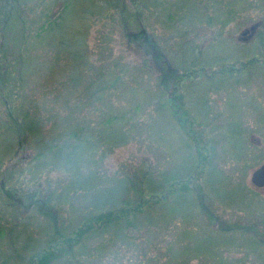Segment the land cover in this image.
<instances>
[{"label":"rangeland","instance_id":"rangeland-1","mask_svg":"<svg viewBox=\"0 0 264 264\" xmlns=\"http://www.w3.org/2000/svg\"><path fill=\"white\" fill-rule=\"evenodd\" d=\"M16 2L0 0V59L19 44V16L62 19L23 42L21 67L0 60L10 78L0 86V264H28L53 229L72 236L110 207L100 203L125 177L129 204L112 210L129 207L121 222L134 223L84 234L75 256L50 264H264V187L250 181L264 162V0H124L123 14L107 0H70L64 10L62 0ZM34 2L33 16L23 7ZM60 38L79 58L53 49ZM18 108L36 121L38 141L35 131H7L23 117ZM78 145L87 150L71 163ZM188 154L191 176L176 185L183 201L150 204L149 185Z\"/></svg>","mask_w":264,"mask_h":264},{"label":"trees","instance_id":"trees-1","mask_svg":"<svg viewBox=\"0 0 264 264\" xmlns=\"http://www.w3.org/2000/svg\"><path fill=\"white\" fill-rule=\"evenodd\" d=\"M16 1L17 2L15 3V6H19V7L23 6V2H21L22 0H16ZM108 1L111 3H115L120 8V10L122 11L121 14L124 13V8L122 6V3L124 2V0H107V2ZM68 2H70V0H62V10H64L68 6ZM36 6H37V4L34 2L33 5H30L28 7H23V8L26 12L32 13L34 16L37 13ZM34 17H35V19H34V21H32V23L27 22L26 21L27 19L25 17H22V16H19L15 20L17 23L18 31H20L19 44L16 46L14 45L12 47L7 46V49L8 48H11V49L7 50V53L5 54V56H3L2 59H0L3 62V64L5 65V67H10L12 65L14 66L15 65L14 63H18V65L20 67L24 64L23 42L26 39L34 36V34L42 35V34L50 33L54 29L59 28L61 25V23H60V20L62 19L61 12L57 16L54 15L52 17H45V18L43 17L44 19L41 18V14H39V15L37 14V16H34ZM9 20L13 21L12 18H9ZM7 21H8V16L6 15L3 18L2 23H7ZM126 26L127 25H124V28H126ZM142 33H144L143 30H142ZM26 34H28V35H26ZM133 35L134 34H132L130 36V34H129L130 37H132ZM40 38H42V37H40ZM144 38L146 39L145 34H144ZM6 39H10V38H8V36H7V38H5L4 40H6ZM259 40L261 41V43L264 44V34H261V37L259 38ZM56 46L57 47H53V49L61 48L63 51H65L66 54L71 55L73 58H79L78 53L80 50H78V46L71 48L70 46H74V45L66 44L62 38L59 39ZM29 55H31V53ZM232 69L233 68H230L229 70L232 71ZM19 79H22L21 74H20ZM9 81H10V78L8 76V72L0 73V86L6 85V83H8ZM175 104L177 106V109L175 110V113L177 114V116L179 113L180 114L184 113L183 107H181L180 103H178V100L176 101ZM18 112H21L23 114V117L18 118L16 121L7 122V124H8L7 125V131H9L10 133H13L15 135H20L23 133L25 135V137L28 135L29 131H35V132H37V136L35 137V139L38 141V138L40 137V132L36 130V127H37L36 121L32 118L29 119L27 117V112H25L23 109L18 108ZM173 114H174V112H173ZM108 118H110V117H108ZM111 118L114 119L113 116H111ZM112 137H113V135H112ZM52 142L54 143L56 141H52ZM45 145L46 146L42 147L45 151L46 150L49 151V150L53 149L52 148L53 145H48V144H45ZM86 147L87 146L78 145V146H76L75 150H73V149L69 150V154H71L70 159H72L71 163L77 162L79 158L84 156L83 152L87 150ZM44 150H39L38 152L40 154H42ZM64 150L65 149H61L60 151H64ZM195 150H196V153H198V155H199L198 147H195ZM188 153H190V152L188 151ZM189 159H190V154L187 155L186 162L183 164V166H181L178 171L176 170L177 172L173 171V172L169 173V175L164 176L163 182L160 185L158 182H153L149 185V187H151V190H149V192H148L149 197L151 199L150 204H161L163 202L167 203L169 196H173V195H174L173 196L174 199H172V201L175 203L176 202L179 203L178 201L180 199H182L183 197L181 196L182 193L177 192V186L176 185L178 182H184L190 178L191 170L193 169V166H191V167L189 166L190 165ZM131 181L132 180L129 177H125V179L123 178V179L119 180L118 185H114L113 187H111V188L115 189L113 197L110 199L106 198L103 203H100L101 206L108 204L110 207H108L105 211L99 212L95 215L86 216L87 218L86 219L84 218L82 223L75 228L72 236H70V237L64 236L63 233L60 232L57 228L53 229V232L56 236L52 235L50 238H48L46 240V242H47L46 248H44L42 251H39L38 255H36V256L32 255L28 259V261H29L28 264H50L51 261L57 260L60 257V255H62V254L64 256L69 254L70 257L75 256V254H70V253H73V251H74L73 248L76 246V243L79 242L78 245L80 246V243H81L80 238L85 236L84 234H88L91 237H94L97 234H104V233H106L107 230H110V229H112L113 230L112 232H114L115 234H118L120 231L124 232L125 228L128 229L129 228L128 226L130 224L132 225L134 223L133 222L134 219L132 221L130 218H128L127 220H125L126 224H124L121 222V218H123V216H125L123 214L127 210H129V207L126 206L125 208H118L117 211L112 210V208L119 203L129 204V201L127 200V198H125L122 195L124 193L128 192L129 184H131ZM170 188H171V192H170V190H168ZM91 189H93V187ZM94 189H95L94 191H96V187ZM160 189L162 191H160ZM183 189L186 190L188 188L185 187ZM116 190L120 191V192H117ZM134 192L137 195H142L141 194L142 190L134 189ZM198 192H199V195L197 196L198 202H199L198 205L203 207V203L201 202L202 201L201 186H198L196 188V193H194L195 198H196V195ZM160 194H162V195H160ZM95 195H96V193H95ZM96 198L98 199L97 196H96ZM182 201H183V199H182ZM45 202L49 203L48 200L44 199L43 204H45ZM108 202H110V203H108ZM50 207H51L50 205L46 204V206L44 208L47 209V212L44 213V215L47 218V222H49L50 224L54 223V227H55L56 217L53 215L52 208L50 210ZM96 207H98V206H96ZM141 207H142V203H140L136 206H133L132 209L135 212V210H137ZM39 209L41 210V208H39ZM142 211L143 210H140L139 213H141ZM89 213H93V211H91ZM59 243H61V246L58 245ZM70 260H72V261L70 262ZM79 261L80 260L78 259L77 256L75 259H72V258L68 259L69 264H72V262L75 263V262H79Z\"/></svg>","mask_w":264,"mask_h":264},{"label":"water","instance_id":"water-1","mask_svg":"<svg viewBox=\"0 0 264 264\" xmlns=\"http://www.w3.org/2000/svg\"><path fill=\"white\" fill-rule=\"evenodd\" d=\"M250 181L255 187H264V162L252 171Z\"/></svg>","mask_w":264,"mask_h":264}]
</instances>
